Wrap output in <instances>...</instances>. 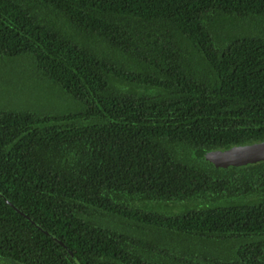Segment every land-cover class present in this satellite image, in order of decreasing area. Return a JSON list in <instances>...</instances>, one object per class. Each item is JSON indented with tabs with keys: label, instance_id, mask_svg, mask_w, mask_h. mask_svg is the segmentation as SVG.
<instances>
[{
	"label": "trees",
	"instance_id": "obj_1",
	"mask_svg": "<svg viewBox=\"0 0 264 264\" xmlns=\"http://www.w3.org/2000/svg\"><path fill=\"white\" fill-rule=\"evenodd\" d=\"M16 58L0 264H264V160L205 158L264 141V0H0Z\"/></svg>",
	"mask_w": 264,
	"mask_h": 264
},
{
	"label": "water",
	"instance_id": "obj_2",
	"mask_svg": "<svg viewBox=\"0 0 264 264\" xmlns=\"http://www.w3.org/2000/svg\"><path fill=\"white\" fill-rule=\"evenodd\" d=\"M206 160L217 167L241 166L264 160V141L213 150L205 154Z\"/></svg>",
	"mask_w": 264,
	"mask_h": 264
},
{
	"label": "rangeland",
	"instance_id": "obj_3",
	"mask_svg": "<svg viewBox=\"0 0 264 264\" xmlns=\"http://www.w3.org/2000/svg\"><path fill=\"white\" fill-rule=\"evenodd\" d=\"M27 66V62L24 60H20V58H16L11 62H5L4 64H2L0 66V78L3 77H8L11 79H16L17 82H19V86H22V83L26 84L28 87H31L32 84H35L37 87H39L40 85H42L44 88L45 86L43 85V82L40 79H36L33 76L27 75V70L28 67ZM16 82V83H17ZM6 87H0V91L4 90ZM1 93V92H0ZM51 95H44L43 98L41 100H39L38 102H35V105L41 103L45 98L47 99H55L56 98V94L55 92H51ZM3 101L2 96H0V102ZM6 103V102H3ZM2 104V103H1Z\"/></svg>",
	"mask_w": 264,
	"mask_h": 264
}]
</instances>
